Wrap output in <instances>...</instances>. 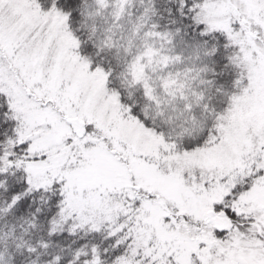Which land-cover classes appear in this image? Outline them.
<instances>
[{
  "label": "snow or ice",
  "instance_id": "snow-or-ice-1",
  "mask_svg": "<svg viewBox=\"0 0 264 264\" xmlns=\"http://www.w3.org/2000/svg\"><path fill=\"white\" fill-rule=\"evenodd\" d=\"M0 264H264V0H0Z\"/></svg>",
  "mask_w": 264,
  "mask_h": 264
}]
</instances>
